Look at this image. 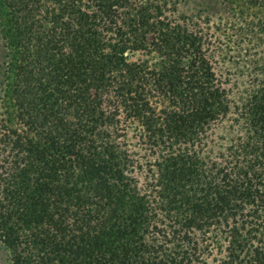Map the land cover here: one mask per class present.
<instances>
[{
    "label": "trees",
    "instance_id": "16d2710c",
    "mask_svg": "<svg viewBox=\"0 0 264 264\" xmlns=\"http://www.w3.org/2000/svg\"><path fill=\"white\" fill-rule=\"evenodd\" d=\"M0 40L10 264H264V0H0Z\"/></svg>",
    "mask_w": 264,
    "mask_h": 264
},
{
    "label": "rangeland",
    "instance_id": "374dc122",
    "mask_svg": "<svg viewBox=\"0 0 264 264\" xmlns=\"http://www.w3.org/2000/svg\"><path fill=\"white\" fill-rule=\"evenodd\" d=\"M192 4L187 1V3H180L179 7L181 11H186L189 9V7ZM232 7L238 8L243 10L247 13H254L253 10H248L246 7H244L239 2H234L232 4ZM221 41H219V48L221 49L220 57L217 59H214L212 63V67L215 73L216 78L223 83V86L226 90H228V98L232 100V98H235L236 91H241V89L246 85L248 82V78L241 75L242 66H244L243 61L246 58L245 51L249 50L250 46L246 45L245 41H237L234 43L231 41H226V38H221ZM238 42V43H237ZM1 44V40H0ZM250 51L248 52V54ZM2 51L0 47V60L2 59ZM215 58V57H214ZM244 59V60H243ZM236 62H239L238 65H236ZM131 134V133H130ZM128 135L127 142L130 144L128 146L127 150L134 155V157L139 161L143 162L149 154L147 146H143L140 144V141H138L136 138L131 137V135ZM5 152L0 150V164L1 160L4 158ZM132 175L138 180L139 183H142L144 170L141 172V174L136 173L134 170ZM0 264H10L9 260V253L7 250L2 246L0 243Z\"/></svg>",
    "mask_w": 264,
    "mask_h": 264
}]
</instances>
